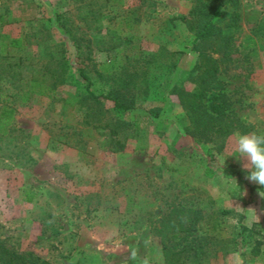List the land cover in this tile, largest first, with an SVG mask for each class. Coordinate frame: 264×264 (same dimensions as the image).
I'll list each match as a JSON object with an SVG mask.
<instances>
[{"label": "rangeland", "instance_id": "obj_1", "mask_svg": "<svg viewBox=\"0 0 264 264\" xmlns=\"http://www.w3.org/2000/svg\"><path fill=\"white\" fill-rule=\"evenodd\" d=\"M239 1L234 47L218 78L225 114L241 127L218 149L185 134L188 120L172 92L198 53L194 36L169 20L196 0H0V100L16 110L12 130L0 126V248L19 258L12 264H164L151 225L177 204L205 208L195 235L217 243L200 264H229L232 251H250L248 232L239 230L264 234V187L246 179L234 145L237 133L264 134V39L256 55L246 40L264 18V0ZM69 31L83 54L90 46L83 64L96 95L108 91L127 56L159 47L183 55L172 71L151 67L148 94L122 113L108 100L100 107L83 102L84 84L75 77L81 59ZM17 37L26 38L21 49L9 47ZM46 40L59 45L51 51L68 64L53 92L28 82L47 61Z\"/></svg>", "mask_w": 264, "mask_h": 264}, {"label": "trees", "instance_id": "obj_2", "mask_svg": "<svg viewBox=\"0 0 264 264\" xmlns=\"http://www.w3.org/2000/svg\"><path fill=\"white\" fill-rule=\"evenodd\" d=\"M239 7V0H196L195 5L186 15L169 20L173 27L180 24L194 36L193 49L198 53V59L185 82L190 88H187L185 83L172 88L188 120V125L184 128L185 134L200 142L219 144L218 149L222 147L223 141L241 127L233 118L225 114L224 84L218 78L219 66L229 58L230 51L234 47V34L239 28L240 21ZM221 12L225 13L222 17H220ZM2 17L3 15L0 14V21ZM262 39H264V18L252 30L251 36L246 38L251 42V55H256L261 49L262 43L259 42ZM24 41H26L25 37L11 38L8 45L21 49ZM69 41L75 47L78 59H81L75 68V77L84 84L83 102L100 107V100H108L113 103L116 111L122 113L132 111L140 95L148 94L150 84L147 74L151 67L157 71L166 69L172 71L183 55L181 50L166 51L163 47H159L160 52L156 54L143 52L127 56L126 63L111 77L108 91L96 95L91 90L93 84L89 77L88 66L83 64L84 59L90 61V46L84 47L83 54L80 50L82 45L74 35H70V31ZM46 42L41 53L47 61L43 67L33 70L34 74L28 82L32 90L39 86L53 92L63 83L68 64L65 56L56 59L51 51V47L55 48L59 45L48 40ZM62 54H65V50H62ZM248 56L249 54H244V57ZM20 60L21 58H18L17 62L19 63ZM38 61L42 60L38 59ZM0 104V126L10 132L16 110L7 99L0 100ZM105 113L102 112L101 115L104 116ZM89 123L85 121L86 125ZM111 133L112 136L117 135L114 130ZM112 143L119 149L124 148V144L116 139ZM204 209L203 206L199 209H191L183 204L173 205L162 219L151 225L152 235L160 239L164 264H200L202 258L213 252L217 243L214 242L215 238L195 235V227L203 218ZM220 213L227 214V211L223 210ZM239 220L242 221L243 217L241 216ZM245 232H248L246 239H250L252 243L250 251L241 252L245 264L264 263L262 249L264 234L258 228L248 229L241 226L240 236ZM0 259L2 264H12L14 259L19 260L3 247L0 248ZM34 264L37 262L35 261ZM40 264L45 263L40 262Z\"/></svg>", "mask_w": 264, "mask_h": 264}, {"label": "clouds", "instance_id": "obj_3", "mask_svg": "<svg viewBox=\"0 0 264 264\" xmlns=\"http://www.w3.org/2000/svg\"><path fill=\"white\" fill-rule=\"evenodd\" d=\"M234 150L238 154V158H242L244 161L242 167L248 172L246 179L264 187V134L257 132L237 133ZM259 195L264 197V191H261ZM253 211L255 220L259 222V216L255 210ZM230 222L238 224L239 221L230 218ZM229 264H245L240 251L231 252Z\"/></svg>", "mask_w": 264, "mask_h": 264}, {"label": "crops", "instance_id": "obj_4", "mask_svg": "<svg viewBox=\"0 0 264 264\" xmlns=\"http://www.w3.org/2000/svg\"><path fill=\"white\" fill-rule=\"evenodd\" d=\"M257 264H260V263H257Z\"/></svg>", "mask_w": 264, "mask_h": 264}]
</instances>
